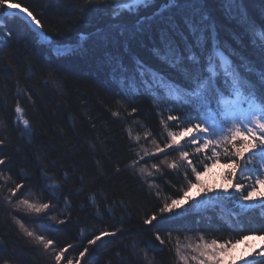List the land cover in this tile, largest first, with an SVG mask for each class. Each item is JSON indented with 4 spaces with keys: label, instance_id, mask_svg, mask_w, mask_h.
Masks as SVG:
<instances>
[{
    "label": "trees",
    "instance_id": "1",
    "mask_svg": "<svg viewBox=\"0 0 264 264\" xmlns=\"http://www.w3.org/2000/svg\"><path fill=\"white\" fill-rule=\"evenodd\" d=\"M23 3L41 19L49 42L41 41L21 17H4L5 27L0 29V139L5 144L0 145V153L11 158L3 167L11 179L5 182L0 178V257L10 259V264H55L51 249L46 251L32 242L13 217L21 219L37 234L53 239L57 250L72 244L74 247L65 256L73 259L87 246V240L92 238L90 233L118 230L114 237H104L89 246L87 264H176L174 249L178 242L183 245L201 231L209 239L227 238L229 229L218 217L227 219L229 214L234 215L231 204L201 214L212 217V226H218V232L212 231L207 220H200L191 209L152 226L143 223L145 213L151 214L159 201L155 189L150 193L139 174L126 169L134 158L131 149L137 147L129 139V130L133 136L141 137L150 132L151 136L140 144L151 151L153 139L161 146L166 141L167 130L161 120H166L170 113L164 101L154 98L155 93L133 94L125 88L124 73L110 62V54H123L126 39L111 16V9L93 5L82 12L84 0H23ZM210 3L214 14L223 21L216 0ZM244 3L251 18L264 22L261 0ZM233 33H239L234 45L239 53L257 67H264V52L244 28L234 21L222 22L221 39L232 42ZM141 39L147 47H140ZM151 43L147 36L138 37L132 47L151 65L163 68L148 54ZM65 44L76 45L62 52L52 48ZM124 62L129 63L127 56ZM17 101L31 122V135H22V125L17 126L14 111ZM133 108L137 110L135 113ZM184 111L178 109V114L183 117ZM114 112L119 115L114 116ZM168 130H173L172 122ZM176 154L168 152L167 156L175 158ZM162 158L166 156L160 154L158 160L149 163H158ZM221 163L224 165L226 161ZM223 171L224 168L220 176ZM44 173L58 182L56 187H50L52 181ZM182 173L183 169L177 173L165 168L164 174L155 179L162 196L174 194L180 188L184 182ZM14 183H22L23 187L13 202L20 198L50 202L54 210L48 216H57L65 223L54 224L47 216L17 212L4 199ZM66 204L70 206L66 208ZM256 209L241 214L245 227L264 224L261 218L264 209L258 205ZM157 231L165 239L171 233V243L161 246L155 240Z\"/></svg>",
    "mask_w": 264,
    "mask_h": 264
},
{
    "label": "snow or ice",
    "instance_id": "2",
    "mask_svg": "<svg viewBox=\"0 0 264 264\" xmlns=\"http://www.w3.org/2000/svg\"><path fill=\"white\" fill-rule=\"evenodd\" d=\"M216 2L222 9L223 21L214 14L210 0H84L81 11L93 5L111 9L120 34L126 39L123 54H110V62L118 72L124 73L125 88L133 94L155 93L154 98L164 101L170 113L166 120H161L167 130L166 141L161 146L153 139L151 151L140 144L142 139L147 140L151 136L150 132L141 137L133 136L129 130V139L137 147H132L134 158L126 169L138 173L147 183L150 193L155 189V198L159 201L151 214L145 213L143 223L152 226L154 222L182 216L191 209L200 220H207L212 231L218 232L219 227L212 226V217L201 214L231 204L234 215L229 214L227 219L222 215L218 217L227 225L229 236H212L209 239L201 231L193 238L194 243L181 245L178 242L174 249L176 264H264V224L245 227L240 219L241 214L257 210V205L264 209V67H257L254 61L239 53L238 47L234 46L239 33L231 34L232 42L220 36L222 22L234 21L264 52V22L249 16L244 0ZM261 3L264 4V0ZM125 16L131 19H122ZM4 17H21L45 36L41 19L24 6L23 0H0V29L5 27ZM144 36L152 41L151 47L147 48L148 54L163 68L154 67L133 49L132 42ZM139 43L141 48L147 47L142 39ZM125 56L128 64L124 62ZM178 109L185 110L183 117L178 114ZM14 111L17 126L22 125V135H31V122L19 101ZM136 111L132 109L133 113ZM113 115L118 116L119 113L114 112ZM169 122H172L173 130H168ZM4 144L5 140L0 139V145ZM168 152L178 155L149 163L158 160L160 154L167 157ZM10 159L0 153V178L5 182L11 179L3 172ZM221 160L226 161L221 173L222 181L209 182L205 177ZM165 168L177 173L183 169L184 182L174 194L162 196L155 179L164 174ZM116 171L119 173L120 169ZM44 175L52 181L50 187L57 186L58 182L48 173ZM22 187V183H14L4 197L17 212L23 210L28 215L47 216L54 224L65 223L57 216H48V212L54 210L50 202H37L30 198L13 202ZM194 188L197 189L195 195H190ZM92 202L95 204V197ZM68 206L66 204V208ZM13 219L32 242L46 251L51 249L55 264H62L65 260L66 264H81L82 261L87 264L85 257L89 246L96 245L104 237H114L118 231L90 233L92 238L87 240V246L73 259L65 256L67 250L74 247L72 244L57 250L53 239L37 234L21 219ZM155 240L161 246L171 243V233L165 239L157 231ZM257 240L260 243H256ZM241 241L245 247L236 255ZM0 261L10 264V259L0 257Z\"/></svg>",
    "mask_w": 264,
    "mask_h": 264
},
{
    "label": "rangeland",
    "instance_id": "3",
    "mask_svg": "<svg viewBox=\"0 0 264 264\" xmlns=\"http://www.w3.org/2000/svg\"><path fill=\"white\" fill-rule=\"evenodd\" d=\"M82 37H84V36H82ZM177 155H178V153L176 154V156H177ZM166 158H168V159H169V158L172 159L173 157L171 158V157L167 156ZM163 159H165V158H162V159H160V160H163ZM222 169H223V164H221V163L215 164V165L211 168L210 172L207 174V176H206L205 178H206L209 182L215 181L216 183H220V182L222 181L221 176H220V172L222 171ZM196 191H197V189L194 188V189L192 190V192L190 193V195H195ZM194 242H195L194 239H191V240H190V238H188V239H186L185 242H183L182 244H183V245H187L188 243H194ZM256 243H260V241L257 240ZM244 247H245L244 242L241 241V243L237 245V249H236V251H235V254H236V255H239V254H240V251H241Z\"/></svg>",
    "mask_w": 264,
    "mask_h": 264
},
{
    "label": "water",
    "instance_id": "4",
    "mask_svg": "<svg viewBox=\"0 0 264 264\" xmlns=\"http://www.w3.org/2000/svg\"><path fill=\"white\" fill-rule=\"evenodd\" d=\"M23 19V18H22ZM29 25V24H28ZM30 26V25H29ZM31 27V26H30ZM35 32H36V30L33 28V27H31ZM37 33V32H36ZM37 35L39 36V34L37 33ZM46 36V35H45ZM39 38H40V36H39ZM47 38H48V41H45V40H42L41 38H40V40L41 41H43V42H45V43H48L49 42V37L47 36ZM75 45L76 44H65V45H53L52 46V48L55 50V51H57V52H62V51H65V50H68V49H71V48H73V47H75Z\"/></svg>",
    "mask_w": 264,
    "mask_h": 264
},
{
    "label": "bare ground",
    "instance_id": "5",
    "mask_svg": "<svg viewBox=\"0 0 264 264\" xmlns=\"http://www.w3.org/2000/svg\"><path fill=\"white\" fill-rule=\"evenodd\" d=\"M35 30H36V29H35ZM36 32L39 34L38 30H36ZM39 36H40V38H41L42 40L48 41V38H45V36H41L40 34H39ZM46 37H47V36H46Z\"/></svg>",
    "mask_w": 264,
    "mask_h": 264
}]
</instances>
